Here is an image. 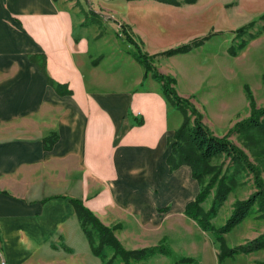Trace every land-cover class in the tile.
Instances as JSON below:
<instances>
[{"label":"crops","instance_id":"0c3cea01","mask_svg":"<svg viewBox=\"0 0 264 264\" xmlns=\"http://www.w3.org/2000/svg\"><path fill=\"white\" fill-rule=\"evenodd\" d=\"M181 5L0 0V264H102L75 201L125 249L164 244L171 255L147 259L193 258L177 251L190 233L201 239L184 213L200 185L188 164L169 162L182 118L171 125L178 110L135 55H155L152 65L178 79L187 54H156L196 24ZM103 45L129 80L95 58ZM201 250L199 263L215 264L208 242Z\"/></svg>","mask_w":264,"mask_h":264},{"label":"rangeland","instance_id":"374dc122","mask_svg":"<svg viewBox=\"0 0 264 264\" xmlns=\"http://www.w3.org/2000/svg\"><path fill=\"white\" fill-rule=\"evenodd\" d=\"M181 6L184 8V14L198 23L188 28L185 32L186 38L173 39L172 41H180L170 48L187 43L194 38L208 35L209 38L192 50L181 53L187 54L184 60L188 61L189 66L179 71L178 79L177 76H172L176 81L174 88L178 95L195 107L196 114L215 135L223 136L230 132L234 125L250 116L251 105L248 91L252 95L255 106L264 107V19L261 18L264 14V0H196L193 3H183ZM244 25H247L246 30L238 33L236 30ZM91 45H94L92 40ZM110 51L112 49L109 46L103 45V55L95 58L102 59L101 66L107 68L116 69L120 65L121 74L129 80L133 71L126 64L124 65L121 59L116 60V55H108ZM156 56L163 55L156 54ZM187 113L192 123L195 114L190 113L188 108ZM170 117L171 125H174L178 118H182L183 121L180 111L173 110ZM229 138L247 153L252 162L257 163L247 147L248 143L255 145L253 137L251 138L245 130H238L232 132ZM210 163L215 165L216 171H221L218 179L223 173L230 175L235 170L230 159L224 155L212 158ZM212 175L208 174L204 177V184L211 180ZM262 176L264 178V171ZM217 180L202 203L205 210L211 206ZM254 191L252 174L247 170H240L234 178L233 188L227 194L226 200L218 207L217 214L211 222L215 226L225 223L233 210L234 202L248 198ZM199 233L200 240L195 239L194 233H190V248L185 250L178 248L179 254L193 257L187 258L191 261L188 264H201L199 260L202 259L201 249L204 242L211 245L216 255L219 252L218 242L215 241L212 233L204 230ZM263 233L264 217L261 216L256 205H253L250 214L235 228L224 234V242L226 247L232 249L242 244L253 243ZM95 241L97 243V238ZM111 255L112 251L107 250V257ZM214 263L264 264V248L248 253L240 252L221 259V262H218L216 258ZM113 264H122V262L116 258ZM132 264L182 263H178L175 256L170 258L157 256L151 260L132 261Z\"/></svg>","mask_w":264,"mask_h":264},{"label":"trees","instance_id":"16d2710c","mask_svg":"<svg viewBox=\"0 0 264 264\" xmlns=\"http://www.w3.org/2000/svg\"><path fill=\"white\" fill-rule=\"evenodd\" d=\"M166 3L180 5L182 3H193L196 0H157ZM264 19V14L261 15ZM251 24V23H250ZM247 25L238 28V33L244 32ZM125 37L132 41V38L125 29ZM209 38L208 36L194 38L191 41L169 48L158 55L172 56L175 54L186 53L201 42ZM136 58L145 66L146 73H151L152 76L161 83V92L167 102L173 106V109L178 110L183 115L181 125L175 130L172 143V152L169 156V162L175 166L176 164L185 163L191 167L193 177L199 182L200 190L195 199L188 202L184 208V213L188 217L196 221L197 225L204 231L212 233L216 242H218L219 252L217 254L218 262L226 257L233 256L237 253H248L251 251L264 248V233L253 243L239 245L235 248H228L224 242V234L231 231L238 224H240L252 211V206L256 205L257 210L261 212L264 217V178L262 172L264 171V107H256L252 99L251 93L248 91L250 99L251 113L250 116L233 126L230 132L245 130L251 138L253 137L254 146L248 143L247 147L255 158L252 162L247 153L236 145L229 136L230 132L223 136L215 135L210 128H208L200 119L197 110L188 101L182 98L174 88L175 78L159 72L154 65H152V58L155 55H147L137 50ZM43 68V64H40ZM195 114L193 122H190L189 114ZM255 134V135H254ZM224 155L230 159L234 165V172L232 174L216 171L215 165L211 164V159L217 156ZM247 170L253 176L255 191L246 199L236 200L234 202L233 210L225 223L220 226H215L211 219L217 214L218 207L226 200L227 194L234 186V178L240 170ZM208 174H213L211 180L204 184V177ZM218 179V180H217ZM217 180V187L215 189L214 197L211 206L208 210L202 207V203L208 197L210 189ZM77 216L81 222L83 230L87 235L89 243L94 255L100 258L102 264H113L115 259H119L122 264H132V261H139L147 259L156 254L171 255L172 250L164 244L157 246L141 248V249H125L121 242L116 237L115 227H109L102 223L97 216H95L89 209L84 207L80 201H75ZM97 238V243H96ZM107 250L112 251V255L107 257ZM182 263H189L187 258L181 259Z\"/></svg>","mask_w":264,"mask_h":264},{"label":"built area","instance_id":"2783aa9c","mask_svg":"<svg viewBox=\"0 0 264 264\" xmlns=\"http://www.w3.org/2000/svg\"><path fill=\"white\" fill-rule=\"evenodd\" d=\"M3 263V262H2Z\"/></svg>","mask_w":264,"mask_h":264}]
</instances>
